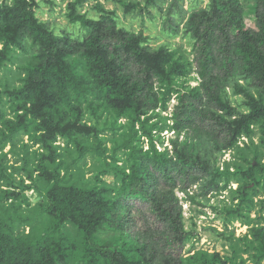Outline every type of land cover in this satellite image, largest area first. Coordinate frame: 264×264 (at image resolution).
<instances>
[{"label":"trees","instance_id":"1","mask_svg":"<svg viewBox=\"0 0 264 264\" xmlns=\"http://www.w3.org/2000/svg\"><path fill=\"white\" fill-rule=\"evenodd\" d=\"M85 1L67 4L68 21L86 31L74 39L56 33L38 18L37 0H0V36L5 49L10 51L12 44L23 47L26 40L39 47L15 97L26 101L24 119L32 116L36 130L47 133L41 138L48 152L41 154L37 167L41 172L37 181L47 186V200L37 210L42 219L34 218L32 233L20 234L12 221L28 222L30 218L0 215V264H245L229 237L231 252L226 256L201 251L185 257L182 250L196 233L186 227L176 190L182 187L181 181L187 188L205 176L212 185L240 173L252 178L259 170L264 175V163L244 158L247 169L236 165L234 172L220 170L218 158L196 151L189 142L173 141L174 154L168 148L159 151L152 129L142 128V134L150 137L149 148L144 150L136 124L145 125L143 115L167 109L175 96L178 102L172 118L176 131L192 126L223 149L234 148L243 135L251 137L254 128L264 133V0H210L206 8L193 7L183 30L193 41L194 62L176 56L167 45L152 48L150 37L122 26L114 11H105L98 21L90 18L82 12ZM148 2L154 5L155 1ZM244 2L253 4L254 27L244 22ZM119 3L126 15L132 9L146 10L138 2ZM185 13L183 0H171L164 31L179 34ZM194 80L198 84L191 86ZM232 80L236 93L245 95L247 103L238 105L229 96L227 87ZM83 100L95 105L104 102L117 118L128 120L127 141L118 148L125 150L127 166L115 163L112 171L107 170L116 177L113 186L104 187L95 178L93 185L77 187L64 181L58 167L50 169L60 158L53 144L58 136L76 145L75 161L91 151L85 137L94 133L104 143L95 127L80 125ZM19 127L25 129L28 124L20 121L9 130ZM20 192L8 189L3 195L19 198ZM241 192L244 203L247 190ZM254 236L256 241L245 245L256 264H261L264 227Z\"/></svg>","mask_w":264,"mask_h":264},{"label":"rangeland","instance_id":"2","mask_svg":"<svg viewBox=\"0 0 264 264\" xmlns=\"http://www.w3.org/2000/svg\"><path fill=\"white\" fill-rule=\"evenodd\" d=\"M70 1L37 0L39 6L35 8V11L38 18L48 23L56 33L69 35L75 39L85 36L86 31L79 25L71 24L66 18V8ZM154 1V5H150L148 0H125L130 3L138 2L146 8L143 13H140L138 9H132V12L126 15L125 8L119 0H86L82 6V12H88L90 18L98 21L104 17L105 11H114L122 26L150 37L152 48L167 45L176 53V56H184L194 62L196 54L193 51V41L184 32L183 27L193 7L206 8L210 0H183L186 13L180 26L181 31L177 35L165 32L163 29L164 16L171 0ZM244 8V22L254 27L253 4L244 2ZM22 46L17 47L12 44L8 51L0 36V142L5 135L7 136L0 145V162L1 160L3 162V169L0 170V215L20 214L24 218H30L28 222L17 219L11 224L17 233L29 234L34 231L32 227L34 218L42 219L37 213L39 204L47 200L45 196L47 186L44 182L37 181L41 175L37 167L41 154L48 152L41 138L47 133L36 130V121H33L32 116L29 115L27 120L24 119L27 109H24L23 105L26 101L15 97L16 91L24 85L26 66L38 57L39 47L34 46L32 40H26ZM223 82L226 81L223 80ZM197 84L198 80L190 82L191 86ZM228 86L227 92L234 103L238 105L247 103L245 95L236 93L234 80ZM91 101L83 100L80 125L85 129L95 127L100 132L99 139H102L104 143L100 144L94 133L85 137L86 145L92 147L91 151L81 160L75 161L78 153L76 145L58 136L53 144L58 147L60 158L56 164L50 165V169L58 167L64 181L77 187L93 185L95 178L101 180L104 187L113 186L117 183L116 177L107 170L115 163L127 166V154L124 149L118 148L127 141L128 120L124 117L117 118L104 102L103 104L96 102L95 105L90 104ZM177 102L174 96L167 109L151 110L147 115L142 116L145 125L141 122L136 124L138 135L142 137L140 145L144 150L149 148L150 137L142 134L144 133L142 128L148 131L152 129L154 144L159 151L168 148L174 154L171 150L173 141L189 142L196 151L218 158L217 165L220 170L228 168L234 172L236 165L247 169L248 163L244 158L249 162L254 161V164L257 162L255 158L264 163L262 129L254 128L251 137L243 135L234 148L223 149L222 146L212 142L209 136L198 134L191 128L192 126L181 132L176 131L172 115ZM26 106L30 108L31 102H27ZM243 109L247 111V108ZM20 121H25L28 127L25 129L19 127L11 132L9 130L11 124L16 125ZM80 136L82 137L81 134ZM261 175L259 170L252 178L240 173L238 176L220 178L212 185L210 177L205 176L187 188L183 187L182 181L180 182L182 187L176 190V194L182 205L184 221L187 229L196 233L182 250L185 257L201 251L218 252L226 256L231 252L230 241L232 240L239 247L240 257L245 260V264H256L245 242L256 241L254 236L256 230L264 227V175L260 178L259 185L255 184L256 179ZM246 186L247 189H245ZM8 189L15 192L21 191L19 198H6L3 192ZM243 189L247 190V201L244 203L241 196ZM230 209L235 213L228 216L226 212ZM238 212L243 215L240 216ZM260 263L264 264V259Z\"/></svg>","mask_w":264,"mask_h":264}]
</instances>
